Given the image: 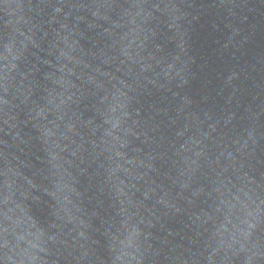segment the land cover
<instances>
[{"label":"water","instance_id":"1","mask_svg":"<svg viewBox=\"0 0 264 264\" xmlns=\"http://www.w3.org/2000/svg\"><path fill=\"white\" fill-rule=\"evenodd\" d=\"M0 264H264V0H0Z\"/></svg>","mask_w":264,"mask_h":264}]
</instances>
